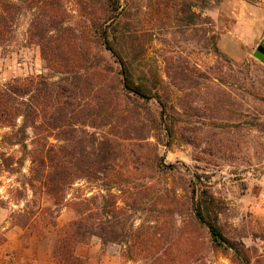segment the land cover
<instances>
[{
  "label": "rangeland",
  "instance_id": "obj_1",
  "mask_svg": "<svg viewBox=\"0 0 264 264\" xmlns=\"http://www.w3.org/2000/svg\"><path fill=\"white\" fill-rule=\"evenodd\" d=\"M194 1L201 18L190 26L184 19L189 0H121L118 29L124 44L123 61L137 82L152 87L164 84L161 96L168 102L171 136L161 131L149 133L151 120L158 119L160 113L157 100L141 101L125 91L129 100L113 102L112 118L120 124L129 123V128L107 126L99 132L124 138L125 145L133 144L124 163L135 168L123 176L124 182L135 187L148 183L154 189L165 185L177 189L179 200L172 203L173 212L185 211L191 184L198 182L194 175L200 176L218 203L214 223L237 247L235 252L219 245L206 227L182 225L184 217H176L179 228H171L170 241L165 243L169 258L165 261L159 253L158 264H264V60L254 56L264 43V0H223L206 9L199 7V0ZM60 2L66 24L76 29H89L93 22L105 18L99 1ZM206 17L220 33L218 53L203 48L208 30L202 19ZM32 19L33 12L24 11L13 43L8 49L0 48V82L50 74L39 46L28 37ZM87 40L104 69L94 79L99 84V98H104L107 89L119 87L121 67L93 33H88ZM146 136L149 139H141ZM155 136L161 138L160 144ZM0 146L24 160V165L0 173V264H61L53 253L58 228L76 217L73 209L70 205L54 208L39 186L32 191L27 184L29 158L19 146ZM155 154L169 177L155 171ZM102 184L100 180H79L67 190V199L97 194ZM123 198L120 206H124ZM124 201L132 205L134 198L128 195ZM45 207L52 210L42 214ZM26 212L32 219L21 227ZM140 212L132 217L135 226L144 219ZM155 214L157 219L159 214ZM165 245L158 241L154 246L161 249ZM128 248L127 241L103 246L94 236L78 246L77 254L83 264H146L124 255ZM178 255L181 258L177 259Z\"/></svg>",
  "mask_w": 264,
  "mask_h": 264
},
{
  "label": "trees",
  "instance_id": "obj_2",
  "mask_svg": "<svg viewBox=\"0 0 264 264\" xmlns=\"http://www.w3.org/2000/svg\"><path fill=\"white\" fill-rule=\"evenodd\" d=\"M60 1L0 0V48L8 49L11 46L20 16L26 10L32 11L28 37L39 46L45 68L50 73L0 82V144L19 146L23 156L29 158L27 184L32 191L39 186L52 200L54 208L60 210L70 205L76 215L68 224L58 228L53 252L55 259L61 264H83L77 248L96 236L103 246L127 241L129 248L123 254L130 259L158 264L156 260L160 253L167 261L170 250L165 243L170 241L171 228H179L176 217H184L182 225L206 227L213 241L237 252L236 245L226 239L214 223L219 213L217 200L204 188L197 174L194 177L198 182L191 184L188 202L184 203L187 208L183 212H173L171 209L174 200H179L177 189H171L168 185L154 189L148 183L135 187L124 182L123 176L129 175L131 169L135 168L129 169L124 163L132 154L130 148L133 144H129V147L122 142L124 138L114 134L101 135L99 130L107 126L129 128V123L120 124L112 118L115 113L113 102L129 100L125 91L141 101H158L159 117L151 120L149 133L161 131L170 137L172 128L167 114L168 102L161 96L165 94V86L161 82L158 86L154 83L153 87L137 82L125 65L124 44L118 29L121 0H78L81 4L99 1L104 9L105 18L101 23L93 22L89 29L85 26L76 29L66 24ZM199 1V7L204 9L212 3L223 2ZM195 3L194 0L187 3L188 13L184 19L190 26L195 25L197 17L201 18V14L194 10L197 7ZM202 20L208 30L203 48L218 53L220 33L212 29L209 17ZM89 32L100 39L101 45L121 67L119 87L112 91L107 89L104 98H99V84L94 82L96 74L104 69H100L98 55L93 54L87 43ZM100 99L102 102H98ZM93 103L97 105L93 106ZM51 138L56 142H52ZM155 138L160 144L161 138ZM146 143L152 145L149 141ZM168 143L165 145L168 146ZM16 165H24V160L16 159L0 146V173L12 171ZM153 166L155 171L157 169L169 177L167 171L161 170L166 167L158 154H155ZM79 180H100L102 188L97 194H85L68 200L67 190ZM128 195L134 198L132 205L124 201ZM121 198L124 206L119 205ZM51 210L52 207L41 208L42 214ZM138 211H141L144 219L139 226H135L132 217ZM155 213L159 214L157 219ZM31 219L27 215L19 225L26 226ZM52 223L57 227L55 221ZM158 241H163L165 247L159 249L154 246Z\"/></svg>",
  "mask_w": 264,
  "mask_h": 264
},
{
  "label": "water",
  "instance_id": "obj_3",
  "mask_svg": "<svg viewBox=\"0 0 264 264\" xmlns=\"http://www.w3.org/2000/svg\"><path fill=\"white\" fill-rule=\"evenodd\" d=\"M254 56L259 60H264V43L258 46L257 50L254 52Z\"/></svg>",
  "mask_w": 264,
  "mask_h": 264
},
{
  "label": "crops",
  "instance_id": "obj_4",
  "mask_svg": "<svg viewBox=\"0 0 264 264\" xmlns=\"http://www.w3.org/2000/svg\"><path fill=\"white\" fill-rule=\"evenodd\" d=\"M47 264H57L56 262H47Z\"/></svg>",
  "mask_w": 264,
  "mask_h": 264
}]
</instances>
